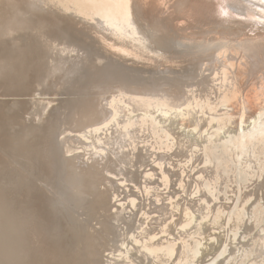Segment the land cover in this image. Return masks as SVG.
Returning <instances> with one entry per match:
<instances>
[{"label":"bare ground","instance_id":"obj_1","mask_svg":"<svg viewBox=\"0 0 264 264\" xmlns=\"http://www.w3.org/2000/svg\"><path fill=\"white\" fill-rule=\"evenodd\" d=\"M163 3L164 0H0V264H117L118 262H115L121 260V258L126 260L125 264H139L131 258V256L135 257V252L139 253V251H135V245L132 248L129 247L130 249L126 246L127 250H124L125 247L122 248L125 251V254H122L123 250L118 251L119 247L110 246L108 244L109 239H106L109 235H114L113 238L116 239V243H121L122 246H125V242L128 240H124L125 235L122 236L121 232L116 231L114 234L113 231L112 234L111 231L114 224L120 220L119 208L123 205L116 204L118 196L115 194L113 180L111 179V181L106 177L105 173L103 175V172L108 171L109 167L107 169L100 167L101 165L105 166L103 160V164L99 163V167L96 164L105 154L103 157L99 155L100 158L95 163L94 160L93 164H90L91 162L89 164L85 163L77 168L78 166H75L76 161L74 162L73 159L65 157L61 147L62 143L60 144L61 140H64L67 136L69 137L70 132L66 135V132L63 131L65 128H63L59 140L58 132L65 124L73 126V129L75 128L74 132L78 131V137L81 136L89 141L92 139L91 146L87 143L86 147L89 146V148L85 150H93L98 154L105 151V149H108L111 153L117 147L118 151L126 149L124 141L126 142L128 137L130 139L132 129L145 124L148 121L147 119H151L155 128H162L161 132L164 133L159 136L160 142L162 144L167 143L168 147L178 142L179 137L182 140L184 137V135L182 137V134L185 132V138L182 140L185 149L188 147V142L194 140V142L191 141L193 144H188L193 150H190V146L188 148L192 153L196 151L204 152L205 161H202L205 165L213 163L210 159L213 152L211 147L216 141H220V144L222 142L226 151L225 154L233 155L236 158H242L247 154L243 153V149H247L246 146L253 139L260 138L264 141V83H262V88L257 87L256 82L254 83L256 86L253 85L254 87L250 90V86L248 85L249 88L247 86L251 70L259 66L258 61L263 63L264 58L260 56L258 60L250 63L247 52H245V48H248V46H251L250 50L252 51L264 47L262 46L264 41L243 44L181 43V39L178 40L175 36L176 31L168 28L167 24L158 15L162 11L160 6ZM97 31L102 33L98 34ZM98 42V47L103 42H107L115 43L119 47L124 46V48L135 52L155 51L158 54L164 52L162 44L166 43L165 46H167L168 51L174 57H178L177 60L181 64L179 67H175L174 72L171 74L176 80H173L174 83H171L170 87L166 88L160 85L154 92L137 91L140 87L135 86L133 83L119 85L120 80L112 79L111 81H105L106 84H103L104 81L99 78L98 72L92 75L90 73L92 80L93 77H97L92 83L90 82L92 86H89V90L91 88V91H94L93 96L86 98L87 84L82 83L83 74L80 72L81 74L75 80H68L72 83L74 89L80 90L75 92L72 88L73 92H69L74 99L70 98V94H65L64 99L60 98L61 96L58 98V92H53L58 85L65 81L63 79L65 74L74 75L75 73L77 75L76 71L73 70L77 68L78 62L74 58L71 59L72 56H75L76 49L81 48L92 52L95 49L94 44ZM163 57L167 56L163 55ZM157 67H160L159 62H157ZM206 70H210L211 73L209 75L205 74ZM149 72H153V70L149 68L148 71L143 73L149 75ZM197 76L202 78L199 80L191 79V77ZM69 77L71 76L69 75ZM148 80L151 81V79ZM143 82H146V80ZM143 86L149 87L150 85L146 82ZM65 87L67 88V86ZM41 88L48 89L50 92H42L40 91ZM118 88L125 89L128 94L135 93L139 96L151 95L155 97L158 95L157 97H159L158 93L162 92L163 102L155 98L158 101H156L158 105L154 110L155 112L149 111V108L141 109L140 113L142 114L135 116V110L131 109L130 105L123 100L126 94ZM183 88H188L195 98H188L187 94L184 95ZM95 89L97 90L95 91ZM114 89L116 92L118 89L121 94L119 92H117L118 94L114 93ZM214 91L219 96H216L215 102H211L209 94L212 95ZM108 92L115 95L108 97ZM197 92H200L201 96L195 95ZM59 93L62 94V90ZM202 93L206 94L202 95ZM39 94L41 95L39 96ZM74 94H79V96L82 94L81 99ZM199 96L204 98L205 103L202 102V105L198 101ZM137 99L139 100V97ZM137 102L135 101L136 105ZM140 102L139 105H151L152 99ZM119 104H124L126 111L123 110L124 108L121 109L122 106L120 107ZM3 105L7 106V109L4 110ZM220 107L224 108V110L221 109L224 112L222 115L209 114L207 118L201 119L203 123L197 120L201 116H197L200 111H197L196 108H207L212 113ZM61 109H65L64 112ZM201 113H203L202 110ZM203 114L206 116L205 113ZM56 116L62 117L55 123V128L52 118ZM175 120L178 123L172 125ZM17 124H19V127H17ZM176 124H179V126L176 127ZM54 130H56L55 133ZM136 130L138 132L140 129ZM175 130H181L183 133L180 135L179 131L176 132ZM112 133L119 135V137L113 139L115 134ZM159 133L160 131L155 135H159ZM94 135L98 136L97 142L93 138ZM101 135L107 137L106 142L102 144L106 145V148H102L101 145L97 146V143L102 139ZM69 142L71 141L69 140ZM81 145L82 141L80 142ZM85 145L83 144V146ZM236 149L242 153L237 152ZM75 150L70 146H66L65 154L76 152ZM116 153L118 154L117 151ZM84 154L86 155L84 152L80 155L84 156ZM92 156L93 154H91ZM79 157L77 160H79ZM82 158H85V156ZM196 158L198 160V157ZM103 159L105 160V158ZM120 160L117 161L116 159L117 163ZM81 161L80 158V163ZM113 161L112 163L115 162ZM190 161L191 159H188L182 165L184 171ZM111 165L110 163V168ZM112 166L114 167L115 163ZM125 166L128 167L129 165L126 164ZM104 168L105 171H103ZM116 168L117 170L120 169L119 163ZM135 168L137 167L135 166ZM121 171L118 173L123 176L124 171H122L123 174ZM162 171V179L165 183H168L169 177L166 174L168 172L164 173V170ZM113 174L115 175L114 172ZM130 174H124V176ZM121 176H119V179ZM134 177H132V181ZM106 179L108 180L107 187L105 186ZM52 183L56 184V188L62 191L65 202L60 203L61 200L58 199L48 200L47 193L49 189L46 185L50 184L52 187ZM121 183L123 184L124 181ZM211 185L210 183V190L213 189ZM120 188L118 189L120 190ZM133 195L136 197L138 194ZM254 195V193H249L241 204L242 210L239 215L233 216L232 219L228 218L226 224H223L225 221L222 220L221 225H219L220 223L216 224V222H219L217 220L225 215L226 207L218 208L214 213L217 214L214 217L215 219H211L214 207L211 206V197H207L204 201L202 199L201 203L204 206L202 212L198 211L200 215L197 226L194 228L190 223L192 217L194 218V215L190 212L191 207L183 206L179 202V204H176V200L166 198V202L169 200L170 204H167L168 206L166 205L165 208L162 206L160 208L159 205V208L162 209L164 216H170L172 220L176 218L175 211L178 210L177 212L182 217L180 228L185 232L171 239L172 233H170L164 217L161 215L157 221L155 218L150 217L146 211H143V222L139 225V229H142L147 220L150 224L152 221H156L155 223L160 224V226L157 225L158 230L155 232L151 231L152 229H144L135 238L134 243H140L141 249L147 255L153 256L154 260L160 264H167V262H170V264H202L199 262L200 258L202 260L203 255L212 251H216V256L203 264H219L220 259L226 254L229 247L218 246L217 238L221 235L220 231L228 224L232 223L231 225H233L234 222L237 224L236 230L241 233L240 231H242L245 223L242 211L247 208ZM119 197L121 198V196ZM136 198L141 199V197ZM238 199L240 200V198ZM129 201L132 205H136V199L132 198ZM75 209H78V211ZM171 211L175 213L170 214ZM108 213L109 216L111 215L108 218H111L110 220L114 223H109V220L103 219L104 217L107 218ZM209 225L212 226V230H210ZM202 227H204V230ZM205 228H209V230H205ZM244 236L247 237L248 235L245 234ZM122 237L123 240H121ZM237 237L238 234H234L230 246L233 243L235 245ZM191 242H194V244L192 245ZM189 244L193 246L190 255L187 254ZM128 245L130 246V244ZM178 248H182L184 253L179 252ZM108 251H112V253L106 255ZM116 251L121 254V257L117 260L115 257H109L113 254L116 256ZM243 251L245 252V250ZM121 262L120 264L124 263ZM257 264H260V262Z\"/></svg>","mask_w":264,"mask_h":264},{"label":"rangeland","instance_id":"obj_2","mask_svg":"<svg viewBox=\"0 0 264 264\" xmlns=\"http://www.w3.org/2000/svg\"><path fill=\"white\" fill-rule=\"evenodd\" d=\"M97 33L98 34H101L102 32L101 31H97ZM94 45H95V49L92 52H91V50L90 51H86V50H83L81 48H77L76 49L75 54H74L75 56H72L71 59L74 58V60H76L78 62L77 63V68H74V70L72 69L73 71H76L77 75L74 72H73L74 75L73 74H65V76L63 77V79L65 81L63 83H61L60 85H58V87L55 88L56 90L53 92V93L58 92V94H57V97L58 98L61 96L60 98L64 99L66 97L65 94H70L69 92L74 89V86H72V83L70 81H68V80L69 79L75 80L79 76V74H81V73L83 74V78L81 80L82 83L83 84L84 83L87 84L86 85V87H87V96H86V98L87 97H92L94 91H91V88L89 90V86H92V85H90V82L92 83L96 79L97 76L94 75L96 77H93V80H92L91 79L92 76L90 77V73L92 75L93 73H96V72L99 73V78L104 81L103 84H106L105 81H111L112 79H115V80H120L119 85H122L123 83H125V84L126 83L127 84L128 83H133L135 86L138 85L140 87L139 90H137V91H150V92H154V90L157 87H159L160 85L161 86H164L166 88L167 87H170L172 85L171 83H174L173 80H176L175 77H173L171 74L174 72V68L175 67H179L181 65L178 62V60H177L178 57H174V55H172V53H170L168 51L167 46H165L166 43H163L162 44L164 52L161 53V54H158L155 51H152V52H135L134 50L131 51L129 49L124 48V46L119 47V45H117L115 43L103 42L101 44V46L98 47L99 46V42H98V43H96ZM262 46H264V44ZM248 48H245V52H247V58L250 61V63L253 62V61L258 60V57H260V56H263V58H264V47H261L259 49L254 50V51L250 50L251 49V46H248ZM163 55L164 56H167V57H163ZM251 57H253V59H251ZM157 62H159L160 67H157ZM258 65L260 67L259 66H256L253 70H251L250 76H248L247 86L248 85L250 86V88L248 86L249 90L251 88H253L254 86H256V84H257V87H261L262 88V86H263L262 83H264V82H262V80H264V77H261V76L262 75L264 76V62L263 63L262 62L260 63L258 61ZM82 68H85V69L82 70ZM149 68L153 70V72H149V75L150 76L149 75H145L143 73L144 71H148ZM167 68H169V69H167ZM210 69H212V68H210ZM209 71L206 70L205 74L209 75L211 73ZM66 75H67V77H66ZM69 75L71 77H69ZM259 75H261V76H259ZM201 78H202L201 76L191 77L192 80H199ZM148 79H151V81L148 80ZM145 80H146L147 84L150 85L149 87L143 86V84L146 83V82H143ZM255 82H256V84H254ZM65 86H67V88ZM247 86H246V89H247ZM48 88H50V87H48ZM118 89H120V88H118ZM118 89H117V92H119V94H121V92H123V93L126 94L125 97L123 98V100L128 105H130L131 109H134L135 110L134 111V115L136 114L135 116H137L138 114L139 115L142 114V113H140L142 111L141 109H147V108H149L148 110L151 111V112L154 111V110H156V107L158 105V104H156V101H157L156 99L157 98H158V101H162L163 102V99L161 97L163 95L162 92H161L162 94L161 93H158L159 94V97H160L159 98V97H157L158 96L157 94H156L157 96H155V97L154 96H151V95L150 96L149 95H140L139 96V95H137L135 93H133V94L132 93H129L128 94V92L125 91V89H122L121 88L120 89L121 92ZM61 90H62V94H60L61 92L59 93V91H61ZM78 90L79 89L76 90V88L74 89L75 92L78 91ZM96 90L97 89H95V91ZM40 91H42V92H44V91L45 92H47V91L50 92L48 89H45V88H41ZM182 91H183L184 95L187 94L186 96L188 98L189 97L190 98H195V96L192 95V92H189L190 90L188 88H183ZM113 92L115 93L116 90L114 89ZM117 92H116V94H118ZM114 93L108 92L107 95H108V97H112V96L115 95ZM123 93H122V95H123ZM216 93L214 91V93L212 95L209 94V96L211 97V102H215L216 101V98L219 96L218 93L217 94ZM41 94H39V96ZM200 94H201L200 92L199 93L198 92L195 93V95H200ZM204 94H206V93H202V95H204ZM74 95L75 96L77 95L78 98L81 99V95L82 94L80 96H79V94H74ZM142 96H144V97H142ZM200 96L198 98V101L202 105V102L203 103H205V102L203 101L204 98H202V97L200 98ZM71 97H72V99H74V97L72 96V94H70V98ZM138 97H139V100L140 101H149V100L152 99V104L151 105H146V106L139 105V103H141V102L137 99ZM134 100L136 102L139 101V102H137L138 103L137 105H136V103H135ZM153 102H155V103H153ZM119 106L120 107L122 106L121 109H123L125 107L124 104H119ZM141 106H143V107L141 108ZM3 107H4V110L7 109V106H4L3 105ZM196 109H197V111H200V113H198L200 115L197 114L198 117L201 116V117H199L200 119H197V120H199V122H202L201 119L202 118H207L209 116V114L222 115L224 113L222 111V110H224V108H221V107L217 111H213L212 113L207 108H204V109H201V108L198 109V108H196ZM196 109H195V111H196ZM64 110L65 109H61L62 112H64ZM123 110L126 111V108H124ZM201 110L203 111V113L206 114V116L203 113H201ZM220 110H221V112H220ZM143 112H145V111H143ZM61 117L62 116H60V117L56 116V117H53L52 118L53 126H55V123H57L59 121V118L61 119ZM147 120L148 121L145 122V124H142L141 122H139L142 125L136 126V127H134L132 129V133H131V136L132 137L130 136V139H128L129 137L126 138L127 141L129 140L128 143H126L127 141L126 142L124 141V143H125L124 144V147L126 146V149H122L121 150L124 153H122L120 150L118 151V147L112 153L108 149H105V151L99 152L98 154H96L95 151H93V150L86 151L89 148V146H91L90 143H92L91 142L92 139L89 141L87 139L82 138L81 136L78 137L77 136V135H79L78 134V131H75L74 132L75 128L73 129V126H70L69 124H65L63 127L60 128V130H59L60 133L58 132L59 140L61 139V131L63 130V128H65L63 131L66 132V135H67V133L70 132L68 134L70 138L68 136H67V138L65 137L64 138L65 142H64V140H61L62 142H60V144L62 143L61 144V147L63 149V152H64L65 157L68 158V159H73L74 162L75 161L77 162V163L75 162L76 165L74 164L75 166H78L77 168H79L80 165L83 166V164H85V163L86 164H89L91 162L90 164H93L92 162L94 160H95L94 161V163H95L96 160H98V158H100V156L103 157L104 154H105L106 157L104 156L103 158H105L106 161H108V162L110 161V162L108 164V162H106L103 158H101V159H99L101 162L100 161H97L98 163H96L98 167H99V163L103 164L102 163L103 161L105 163V166H102L100 164L101 165L100 167H102V168L105 167L106 169H107V167L110 168V166H109L110 163L112 165H114V163H115V166L114 167L111 165L110 170H109V168H108V171L107 170L105 171V168L103 169V171H105V172H103V175L105 173V176L108 177L110 180L111 179L113 181L116 180L114 182L111 180L112 181V184L115 187V192H116L115 194L118 196L117 197V201L118 202L116 204L117 205H120V206H121V204L123 205V207L121 206L119 208L120 213H121L120 214V217H119L120 220L118 222H116V224H114V226L111 228L112 229L111 231H112V234H113V231H114V234H115L116 231H119V233L121 232L120 234L122 236L125 235L124 236L125 239L122 237L121 240H123V239L124 240H127L128 239V240L125 242V246H122L121 243H116V239L113 238L114 235L113 236L112 235H109L110 237L108 236L106 238V239H109L108 240V242H109L108 244L110 246H112V247L113 246H115L116 248L119 247L118 248V251H122L124 249V247H125L124 250H127V247L128 248L129 247L132 248L135 245L136 246V247L134 246V248L136 249L135 251H139V253L134 251L136 254H135V257H132L131 256L132 259H134L137 262H139V264H142L143 262L145 264H160V263H158L157 261L154 260L153 256L151 257V255H147L145 253V251L143 249H141L142 247H141L140 243H136V242L134 243L135 238H137V236H139V234L142 233V231L144 229H146V230L152 229L151 231H154L155 232V231L158 230V227L160 226V224L155 223L156 221H152L151 224H150L149 220H147L144 223L145 225L142 227V229H139V225L143 222L142 213H144L146 211L149 214L150 217L155 218L157 221H158V218L162 215L164 217V219L166 220V223L168 224L170 233H172V236L170 237L172 239L176 235H178L180 233H184L185 231L180 228L181 227L182 217H181V214L179 215V212H177L178 210L175 211L176 213L173 212V211L170 212V214L175 213V216H176V218L174 220H172V218L170 216H164L162 209H160L162 207L165 208L167 204L169 205L170 204V201H169L170 199L173 200V201L176 200L175 201V202H177L176 204H179L180 203L183 206L186 205L188 207H191L190 212L192 213V215H194V218L192 217V220L190 221V223L192 224V227L194 228L195 226H197V223H198V218H199V215H200L199 212H202V207L204 206L201 203V200L202 199L204 201L205 199H207V197L208 198L211 197V202H212L211 203V206L212 207L214 206L213 207L212 216L210 217L211 219H215L214 217L217 214H214V213L216 212V210L218 208H221L223 206L226 207L225 208L226 210L224 211V214L225 215L221 219H218L217 220L219 222H216V224H217V223L223 222L222 220H224L225 222L223 224H226L228 218L229 219H232L233 216L236 217V216L239 215L240 211L242 210L241 204L246 199V197L248 196V194L249 193H254L255 195L253 197V200L249 203V205H248L249 207L247 206V208L242 211V213L244 214L245 223H244V227H243L242 231H240L241 233H239L238 230H236L237 224H235L234 222H233V225L235 224L234 226L231 225L232 223L231 224H228L227 226L224 227L225 230L223 228L221 230L222 232L220 231L221 235L217 238L218 246H221V245L223 247H228L229 246L230 247V250H229V247H228V251L222 257L223 259L222 258L220 259V261H219L220 263L219 264H225V263L226 264H230V263L231 264H239V263L240 264H254V263L257 264L259 262H260V264H264V262H263L264 261V246H263V244H264V241H263L264 240V196H263L264 195V185H263L264 184V182H263L264 181L263 180L264 179V144H263L264 141L261 140L260 138L253 139L246 146L247 149H245V148H244L245 150L243 149V153H247V154H245L242 158H236L233 155L230 156L228 154H225L226 151H225V148H224L222 142L220 144L219 143L220 141H216V143H215L216 145L214 144L211 147L213 149V152H212V155H211V158L210 159L213 161V163H210L208 165H205L204 162H203V161H205L204 160L205 159L204 152L202 153L201 151L200 152H197L196 151L195 152L197 154L196 155L195 153H192L190 151V150H193V148H191V146L188 145V144L189 143L191 144L192 142H194V140H190V142H188V144H187V146L188 147L190 146L191 149L189 150L188 147H187L188 151H187V149H185L186 147L183 144L184 142H182L183 138H185V132L183 133L181 130H177V131L175 130L176 132L179 131L178 133L180 135L183 133L182 134V137H183V135H184V137L182 138V140H181V137H179L178 138L179 139L178 142H175L174 145L168 147L167 146V143L162 144L160 142L161 139L159 138V136L160 135L162 136L163 133H164V132H161V129L162 128H159L160 130L157 129V128H155L154 125L151 122V119H147ZM60 122H61V120H60ZM174 123H178L177 120H175V122H173L172 125ZM178 126H179V124H176V127H178ZM17 127H19V124H17ZM55 128H56V126H55ZM136 129H140V130H138L139 133L137 132ZM55 131L56 130H54L53 132L55 133ZM158 131H160L159 135H155V133H157ZM112 134H115V133H112ZM101 136H102V139L97 143V146L101 145L102 148L103 147L106 148V145H102V144H104L103 142H106L107 137H104V135H101ZM205 136H207V135L205 134ZM76 137L79 140L82 141V145L81 146L84 147L83 149H81L82 147L80 146V142L81 141H79ZM118 137H119V135L115 134L113 136V139L118 138ZM145 137L147 138V140H146ZM221 137H222V135H221ZM93 138L97 142L98 136L94 135ZM186 139H188V138H186ZM69 140L71 142H69ZM74 140H76V141H74ZM111 142H113V141L111 140ZM179 142L181 144H177ZM87 143L89 144L88 147H86L87 146ZM83 144L84 145L86 144V145L83 146ZM182 145H184V146H182ZM250 145H252V146H250ZM66 146L72 147L73 150L76 149L75 150L76 152L73 151L71 154H67V153L65 154V152H66ZM74 146H75V148H74ZM154 147H157L158 149L157 148H154ZM116 151L118 152V154L120 152V154L118 155L116 153ZM129 151H130V153H129ZM236 151L239 152V153H242L238 149H236ZM83 152L86 153V155H87L86 156L84 154L85 158H82L84 156L83 155H80V154H83ZM114 152H115V154L118 155V158H117V155L113 154ZM74 153H75V155H73ZM76 153H78L79 155H77ZM87 153H89V154H87ZM91 154H93V156L95 155L94 156L95 158L93 156H92L93 157L92 158L91 157ZM121 154L122 155H125V156H122ZM200 154H201V157H200ZM72 155H73V157H72ZM110 155H111V157H110ZM78 156H80L79 157V160H77ZM88 156H90V157H88ZM107 156H108V159H107ZM188 156H190V157H188ZM114 157H115V159H114ZM196 157H198V160H196L197 159ZM80 158H81V160L83 162L84 161L85 162L83 163L81 161V163H80ZM87 158H89L90 161H89V159L87 160ZM187 158L188 159H191V161L187 164V166L185 167L186 169L184 171V169H182L183 168L182 165L184 164V162L188 161ZM116 159H117V161L120 160V159H121L120 161L123 160L122 162H120V161L118 162L119 163V166H120V169H118V170L116 168V167H118V163H117ZM227 159H229V160H227ZM184 160H186V161H184ZM78 161H79V163H78ZM112 161L114 163H112ZM129 161H131V162H129ZM172 163H174V164H172ZM126 164L129 165L131 168L129 166L128 167L125 166ZM200 164H201V166L198 167V165H200ZM133 165H134V168H135V166L137 168L138 167L139 168L138 169L137 168L134 169L133 168ZM143 165H144V167H143ZM172 165H174V166H172ZM252 165H254V166H252ZM141 167H143V168H141ZM244 167H245V169H244ZM155 168H156V170H154ZM99 169H101V168H99ZM115 169H116V171H114ZM121 169H122V171H124V174L125 175L128 174V173L129 174L131 173L130 174L131 176L129 175L130 176L129 177L127 175L128 178H127V176H124V174L121 171ZM161 169L164 170V173L168 172V173H166L167 176L169 177L168 183H165L164 180L162 179V172L163 171ZM202 169H204V170L202 171ZM250 169H251V171H250ZM130 170H132V171H130ZM152 170H154L155 172L152 171ZM199 170H201V171H199ZM109 171L110 172L112 171L111 172L112 174ZM119 171L122 172V174H123L124 177L121 176V173L120 174L118 173ZM135 171L136 172H139V173L136 174ZM141 171H142V173H141ZM143 171L145 173L144 174L145 176L143 175ZM198 171L201 172V173H199ZM113 172L115 173V175L113 174ZM134 172H135V175H134ZM197 172H198V174H197ZM235 172H237V173H235ZM246 172H247V174H246ZM108 173H110V174L108 175ZM117 173H118V175L116 176ZM132 174H133V176H132ZM148 174H150V175H148ZM136 175H139V176L137 177ZM183 175L185 177L186 176L187 177L185 178ZM200 175H203V176H200ZM119 176H121L120 179H119ZM125 177H126V179H124ZM132 177H134L133 178L134 179L133 181H135V182L132 181ZM146 177H148V178H146ZM198 177H199V179H197ZM130 178H131V180H130ZM216 179H217V181H216ZM197 180H198V182H196ZM107 181L108 180L106 179V185H105L106 187L108 186ZM123 181H124V183L122 184L121 182H123ZM219 181H221V182H219ZM232 181H233V183H232ZM145 182H147V183H145ZM181 182H182V184H181ZM199 182H200V184H199ZM143 183H145V184H143ZM210 183L212 184L211 187L213 188L211 190L209 189V184ZM104 184H105V182H104ZM197 184L199 185V187H198ZM135 185H136V187H135ZM137 185H140V186L143 185V186L140 187V186H137ZM243 185H244L245 188L243 187ZM213 186H215V187H213ZM46 187L49 189V191L47 193L48 200L53 201V200H57L58 199L59 201L61 200L60 203H63V202L66 201L62 197V191L59 190L58 188H56L57 187L56 184H53L52 183V187H51L50 184H47ZM119 187H121L120 190L118 189ZM131 189H132V191H131ZM118 190L120 191V193H119ZM144 190H146V191H144ZM117 191H118V193H117ZM128 192L130 193V195H129ZM247 192H248V194H247ZM132 193L133 194H138L136 197H141V199L140 198L138 199V198L134 197V195ZM119 196H121V198ZM158 196H161L160 198L162 200ZM162 196H163V198H162ZM123 197H125V198H123ZM118 198H120V199H118ZM132 198H134V199L137 200L135 206L132 205L130 203V201H129ZM166 198L169 199L168 200L169 202L168 201L166 202ZM238 198H240V200ZM156 199H157V202H156ZM158 199H160V200H158ZM159 205H160V208H159ZM247 209H248V211H247ZM75 210L78 211V209H75ZM141 210H142V212H140ZM148 210H150V211H148ZM246 211H247V213H246ZM111 212H113V210H111ZM149 212H151V213H149ZM60 213H61V211H60ZM245 214L247 215V217H246ZM248 215H249V218H248ZM106 216H107V218L104 217L103 218L104 220H106V221L109 220L108 221L109 223H114L112 220H110L111 218H108V217L111 216V215L109 216V213ZM137 216H138V218H137ZM225 218H226V220H225ZM259 218H261V219L259 220ZM138 219H139V221H138ZM252 219H253V221H252ZM248 220H249V222H248ZM157 225H158V227H157ZM219 225H221V223ZM209 226H210L209 227L210 230H212L211 229L212 226L211 225H209ZM116 227L117 228L119 227V228L117 229ZM202 228L204 230V227H202ZM209 228H205V230H209ZM228 228H229V231H228ZM230 229H232L233 231H231ZM111 231H110V234H111ZM234 234H238V237L236 239L235 245L233 243V245H234V247H233V245L230 246V244H232V242H233V236H234ZM239 234H241V235H239ZM245 234H246V236L247 235L248 236L245 237L244 236ZM250 238H252V239L249 240ZM131 240H132V242H131ZM218 240H220V241H218ZM119 241H120V239H119ZM173 242H174V240H173ZM191 243H192V245L194 244V242H191ZM128 244H130V246ZM131 244H133V245H131ZM237 245H238V247H237ZM244 245H245V247H244ZM192 247L193 246H191V244H189V247L187 248V254L190 255L191 248ZM178 249H179V252H182V248L181 249L178 248ZM124 250L122 251L123 252L122 254H125L124 253L125 252ZM243 250H245V252ZM141 251L144 253V255H142L143 253ZM109 253H112V251L111 252L108 251L106 253V255H108ZM182 253H184V250H183ZM215 253H216V251H212L209 254L203 255L202 256V260L200 258V261L199 262H201L202 264L204 262L206 263L207 261L213 259L216 256ZM228 254H229V256H228ZM115 255L118 256V257L114 256V254H113V256H110L109 255V257H115L116 260L119 257H121L120 256L121 254L119 252H117V251L115 252ZM235 256H237V257H235ZM242 256H244V257H242ZM228 260H229V262L227 263ZM121 261L124 262L123 264H125V261L126 260L124 258H121V260L119 259V261H116L115 263L118 262L117 264H120ZM154 261L157 262V263H155ZM167 264H170V262L169 263L167 262Z\"/></svg>","mask_w":264,"mask_h":264},{"label":"water","instance_id":"obj_3","mask_svg":"<svg viewBox=\"0 0 264 264\" xmlns=\"http://www.w3.org/2000/svg\"><path fill=\"white\" fill-rule=\"evenodd\" d=\"M160 7L181 43L264 41V0H164Z\"/></svg>","mask_w":264,"mask_h":264}]
</instances>
